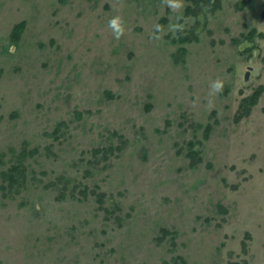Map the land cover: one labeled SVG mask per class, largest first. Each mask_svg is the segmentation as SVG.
<instances>
[{
    "label": "rangeland",
    "instance_id": "obj_1",
    "mask_svg": "<svg viewBox=\"0 0 264 264\" xmlns=\"http://www.w3.org/2000/svg\"><path fill=\"white\" fill-rule=\"evenodd\" d=\"M0 264H264V0H0Z\"/></svg>",
    "mask_w": 264,
    "mask_h": 264
},
{
    "label": "clouds",
    "instance_id": "obj_2",
    "mask_svg": "<svg viewBox=\"0 0 264 264\" xmlns=\"http://www.w3.org/2000/svg\"><path fill=\"white\" fill-rule=\"evenodd\" d=\"M109 24H110V26H112L114 28L115 35L117 37H119L121 35V33L123 32V27H122L121 23L119 22V17H115V18L110 19ZM216 88H217V90H219L221 88V84L219 82H217Z\"/></svg>",
    "mask_w": 264,
    "mask_h": 264
},
{
    "label": "trees",
    "instance_id": "obj_3",
    "mask_svg": "<svg viewBox=\"0 0 264 264\" xmlns=\"http://www.w3.org/2000/svg\"><path fill=\"white\" fill-rule=\"evenodd\" d=\"M219 4V3H218ZM216 6H218L217 4H216Z\"/></svg>",
    "mask_w": 264,
    "mask_h": 264
}]
</instances>
